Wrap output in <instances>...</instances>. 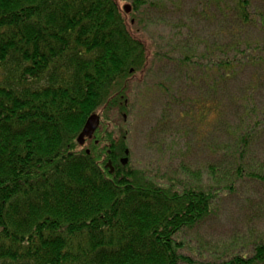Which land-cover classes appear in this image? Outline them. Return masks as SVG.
<instances>
[{
  "label": "trees",
  "instance_id": "1",
  "mask_svg": "<svg viewBox=\"0 0 264 264\" xmlns=\"http://www.w3.org/2000/svg\"><path fill=\"white\" fill-rule=\"evenodd\" d=\"M168 5L134 0L128 13L118 0H0V264H264L263 235L226 252L186 239L226 195L264 194V106L252 99L264 88V0H196V17L160 47L132 21L156 8L164 20ZM156 55L183 80L156 86L162 112L196 115V149L208 154L186 183L122 163L132 84ZM240 75L248 81L234 92ZM191 86L196 98L185 100ZM94 114L100 126L82 146ZM246 198L264 212V198Z\"/></svg>",
  "mask_w": 264,
  "mask_h": 264
},
{
  "label": "rangeland",
  "instance_id": "2",
  "mask_svg": "<svg viewBox=\"0 0 264 264\" xmlns=\"http://www.w3.org/2000/svg\"><path fill=\"white\" fill-rule=\"evenodd\" d=\"M118 1L123 8L126 6L132 8L134 0ZM145 1L153 2L157 0ZM174 3L176 6L168 5L164 9V13L160 15L166 19L160 20V18H157V14H160L159 10L157 8L151 9L145 15L139 14L135 22L132 21L134 27L141 34L147 35L149 39L153 40L152 43H156L160 47L166 46L171 37L176 38L177 32H184L189 21L196 17V0H174ZM131 8L130 12H132ZM193 34L196 35V30ZM249 35L254 38L258 37L259 33L257 29L251 28ZM176 44L173 43V45ZM157 48L161 51L170 52L168 49ZM182 52L183 48L179 47L170 55L174 58ZM175 70L174 62L162 58V55H156L150 71L145 75V80L138 82L139 77L133 81V94L130 97V104H133L132 116H123L125 121L123 130L125 133H130L128 148L130 152L128 153L127 162H130L133 166L146 167L156 173L160 172L159 175L167 173L166 175L171 178L179 177L186 183L192 177L196 180V165L202 166L206 163L208 154L203 149H196V115L183 114L180 116L179 106H173L170 110H166V113H163L160 106L161 101L158 102V96H156L160 93L156 87L158 84L174 85L176 88L177 84L180 86V83L183 82L182 79L178 80L176 78ZM247 81L248 78L246 79L245 76L240 75L236 79L232 90L234 92L242 91L241 86ZM182 91L180 93L185 100L196 98V88L193 86L186 87ZM252 99L259 107H263L264 88L254 94ZM239 117L240 113H236L230 119L237 125L240 120ZM150 120H152V124H149ZM159 120L166 121L165 124L167 125L162 129V133L156 134L155 130L152 129L157 127V121ZM221 135L224 137L226 131L220 130L218 136L221 137ZM161 138H163L164 144L161 142ZM260 144L257 154L263 157L264 140H261ZM179 163L184 165L185 169H182V165ZM262 194L258 195L256 191L253 192V190L246 187L239 193L226 195L225 200L222 199L220 202L221 210L213 218H210V221L208 220L199 229L187 232L186 239L188 243L194 244V247H196L197 240V243L202 245L203 248L209 247L213 250L226 252L236 244L250 240L251 237L264 236V212L259 213L254 209L257 202L254 203V207L245 205L247 204L245 203L246 197V199L250 197L255 201H259L264 198V194Z\"/></svg>",
  "mask_w": 264,
  "mask_h": 264
},
{
  "label": "water",
  "instance_id": "3",
  "mask_svg": "<svg viewBox=\"0 0 264 264\" xmlns=\"http://www.w3.org/2000/svg\"><path fill=\"white\" fill-rule=\"evenodd\" d=\"M130 8L129 6L124 7V10L126 12H130ZM126 118V117H125ZM100 116L97 114H94L92 116L89 117V119L87 120L83 131L81 132V134L78 137V142L80 145H84L85 141L87 138H92L93 135L96 133V131L98 130L99 126H100ZM129 151H126V154L128 155ZM127 159L123 160V164L127 163ZM108 166H111L110 164Z\"/></svg>",
  "mask_w": 264,
  "mask_h": 264
},
{
  "label": "flooded vegetation",
  "instance_id": "4",
  "mask_svg": "<svg viewBox=\"0 0 264 264\" xmlns=\"http://www.w3.org/2000/svg\"><path fill=\"white\" fill-rule=\"evenodd\" d=\"M122 162H123V160H122Z\"/></svg>",
  "mask_w": 264,
  "mask_h": 264
}]
</instances>
